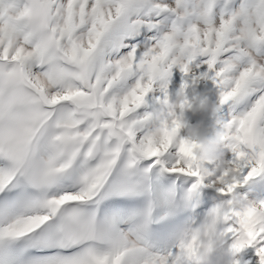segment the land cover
<instances>
[{"label": "snow or ice", "instance_id": "1", "mask_svg": "<svg viewBox=\"0 0 264 264\" xmlns=\"http://www.w3.org/2000/svg\"><path fill=\"white\" fill-rule=\"evenodd\" d=\"M176 75L185 93L210 81L227 110L226 184L179 135ZM155 171L178 175L154 194ZM261 173L264 0H0V264H172L183 229L166 252L150 241L157 200L164 219L201 185L230 201ZM182 177L195 182L180 195ZM251 200L223 238L264 264Z\"/></svg>", "mask_w": 264, "mask_h": 264}, {"label": "clouds", "instance_id": "2", "mask_svg": "<svg viewBox=\"0 0 264 264\" xmlns=\"http://www.w3.org/2000/svg\"><path fill=\"white\" fill-rule=\"evenodd\" d=\"M212 89L188 97L183 88L175 92L174 99L171 100V107L176 109L181 105H186L183 111H190L195 114H207L215 117L214 127L211 135H207V130L203 121L189 123L182 121L184 136L188 142L189 148L194 155L201 161L212 163L215 169L220 173L218 183H228V177L236 174L234 165L225 160V148L232 143L228 135L224 121L217 116L219 106L211 101ZM252 200L246 199L243 195L233 192L230 201H221L209 209L206 217L194 227L192 224L187 225L182 231L183 253H178L173 257L172 264L177 260L190 261L191 264H213L210 259L214 253L217 254L214 264H237L236 252L232 246L225 248L224 234L228 229L219 228L218 225L226 223L225 216L231 206L244 204L249 206ZM243 222H248L247 217L241 218Z\"/></svg>", "mask_w": 264, "mask_h": 264}, {"label": "rangeland", "instance_id": "3", "mask_svg": "<svg viewBox=\"0 0 264 264\" xmlns=\"http://www.w3.org/2000/svg\"><path fill=\"white\" fill-rule=\"evenodd\" d=\"M175 83H170L169 85V97L174 99L175 92L179 87V76L174 77ZM205 89H212V84L210 81L200 82L195 88L189 87L186 89V95L191 97L198 94ZM209 99L216 103L217 97L212 91V95ZM222 120H227V110L224 106H221L216 114ZM183 120L189 123H196L202 120L206 134L211 135L214 127L215 117H211L207 114H195L193 115L190 111L185 110L183 112ZM181 137L184 136V130L181 129L179 132ZM225 151V160H229L232 154L228 150ZM204 167L211 171L214 168L212 163L205 162ZM169 175H178L171 173H160L155 171L151 175V184L154 194L160 192L162 189H167L171 186L169 182L166 181V177ZM195 182L193 177H182L177 180H173L171 183L175 184L178 190V194L182 195L191 187L192 183ZM237 193L245 196L247 199H256L264 201V173L259 176L253 177L246 184L237 188ZM227 199V197L221 195L216 187H208L201 185L196 192L192 195L191 199L184 201L183 199L178 201V207L172 211V214L161 219L165 216V212L169 211V208L157 200L156 207L153 211V223L149 225L148 237L151 242L156 244L161 252H166L170 247L175 244L176 236L179 232L184 229L187 225L192 224L194 227L199 224L207 215L210 208L215 204ZM144 198H140V203L142 204ZM223 228V225H218V229ZM228 247L226 242L225 248ZM175 251V248L172 249ZM217 254L214 253L210 258L214 264ZM235 259L237 264H258L259 257L255 253L254 247H246L242 249L238 254H236Z\"/></svg>", "mask_w": 264, "mask_h": 264}]
</instances>
